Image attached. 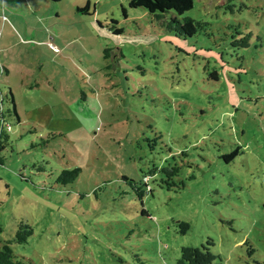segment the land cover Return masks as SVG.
<instances>
[{
    "label": "rangeland",
    "instance_id": "1",
    "mask_svg": "<svg viewBox=\"0 0 264 264\" xmlns=\"http://www.w3.org/2000/svg\"><path fill=\"white\" fill-rule=\"evenodd\" d=\"M186 15L214 35L176 38L127 0H0V241L23 264H264V0Z\"/></svg>",
    "mask_w": 264,
    "mask_h": 264
},
{
    "label": "trees",
    "instance_id": "2",
    "mask_svg": "<svg viewBox=\"0 0 264 264\" xmlns=\"http://www.w3.org/2000/svg\"><path fill=\"white\" fill-rule=\"evenodd\" d=\"M53 1H59V0H53ZM127 5L129 8H142L143 10H145L149 15L148 17L151 22H153L156 25L158 24L161 28L165 29L166 32L172 33L176 38L186 40L191 37L193 38L196 35H202L210 39V37L214 35L210 22L202 19H196L186 15V12L192 9L193 7V0H127ZM87 7L88 4L83 8H77V10L83 13H88L86 11ZM110 23L111 25L110 27L108 26V28L112 30L114 34L118 35L122 33V29L116 26V20L111 19ZM222 27L224 29L225 25L223 24ZM222 33L223 35H226V31ZM235 34H239V32L237 33L236 29L234 30V33L231 34L232 39L235 38ZM226 41L229 42V44H231L232 42V40L231 41L226 40ZM234 45L235 47L241 48L240 49L241 58L242 60H245L244 54H248V51H245L244 49L246 48L248 49L250 47V44L248 43V39L243 40V38H241L239 40V43L232 44V46ZM257 51L259 52V55L261 57L259 58V63L257 65L256 73L264 72V48L259 49ZM105 56H107V54H105ZM221 56L222 55L220 54V58ZM255 59L256 57L255 58L248 57V60H251L253 62L255 61ZM208 75L211 81L213 82L218 81V73L215 69L212 72H209ZM9 93H10V103L12 105V108L11 111L8 109L7 111L8 113L14 114L17 121L19 122V117L15 109L13 96L11 92ZM10 131H11V126L6 121V115L5 112L3 111L2 104L0 103V151L4 147L6 138L8 137V133H10ZM237 153H238L237 149H235L231 151L229 154L225 155L224 158L226 161H229L233 159L237 155ZM0 164H2L1 156H0ZM79 171H80L79 167H76L72 171L62 170V174H60L58 180H62V183H64L65 181H71L72 179L76 178ZM164 171H167V169H164ZM66 177H68L69 180H67ZM122 178L128 184H130L133 189H135V192H137L139 197H141V195L145 192V190H141L134 187L133 186L134 183H132V180L126 178L125 176H123ZM144 179H146V176H143V180ZM148 191H151L150 188L148 189ZM31 234H32V228L28 224H25L24 222H20L14 239L17 243L24 242L26 238ZM192 251L187 252V254L183 253V258L189 260L190 263L199 262L201 264H209L212 256L207 250H204L206 252H194V251L192 252ZM0 264H23V263L20 259L16 258L11 247L8 244L1 243L0 241Z\"/></svg>",
    "mask_w": 264,
    "mask_h": 264
},
{
    "label": "crops",
    "instance_id": "3",
    "mask_svg": "<svg viewBox=\"0 0 264 264\" xmlns=\"http://www.w3.org/2000/svg\"><path fill=\"white\" fill-rule=\"evenodd\" d=\"M2 19L3 20H5V18L4 17H2ZM5 48H7L6 46L5 47H0V49L2 50V51H4L5 50ZM15 108H16V104H15Z\"/></svg>",
    "mask_w": 264,
    "mask_h": 264
}]
</instances>
